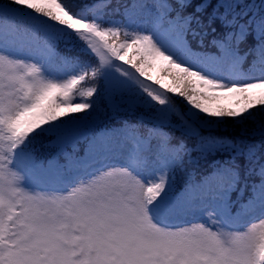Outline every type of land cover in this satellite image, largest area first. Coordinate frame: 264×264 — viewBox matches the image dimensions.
<instances>
[{
  "label": "snow or ice",
  "instance_id": "1",
  "mask_svg": "<svg viewBox=\"0 0 264 264\" xmlns=\"http://www.w3.org/2000/svg\"><path fill=\"white\" fill-rule=\"evenodd\" d=\"M175 97L264 109V0H0V264H264V135L204 137Z\"/></svg>",
  "mask_w": 264,
  "mask_h": 264
},
{
  "label": "trees",
  "instance_id": "2",
  "mask_svg": "<svg viewBox=\"0 0 264 264\" xmlns=\"http://www.w3.org/2000/svg\"><path fill=\"white\" fill-rule=\"evenodd\" d=\"M192 43V47L196 48V40L189 37ZM131 56V53H130ZM135 62V61H134ZM166 71L163 75H169V87H175V83L171 78L172 75L175 74L176 69L172 68L170 65L167 67ZM145 71L151 76V69L145 65ZM155 80H159V76L155 78ZM103 88V85H102ZM129 94L135 95L136 90L134 86L130 88ZM167 95H171L170 93H166ZM176 100V106L180 109L181 113L185 115V119H187L192 125H195L199 128V131L204 137H227L231 140H256L258 142L261 135H264L261 131L253 130L254 125H264V109L253 110L251 114H245L244 117L237 118L236 121H233L230 118H225L223 123H218L214 118L206 117L202 113L196 112L194 109H189L183 101L179 100V97L174 98ZM238 96L235 94L234 97L228 96L219 101L217 97L215 99L207 101V103L213 108H235L238 102ZM83 116L84 114H79ZM135 114L132 112H123L121 111L118 115L112 116L108 120V125L110 128H119L125 119L134 118ZM254 116V119L250 118ZM72 118L66 117L65 120H71ZM71 127V125H69ZM175 139L178 141L179 139H185V142L189 147L194 146L198 141L196 137H189L186 135H182L180 129H175L173 132ZM207 144V141H205ZM193 155H197L193 153ZM230 157V153L227 150H222L220 148H216L214 145H208V151L206 156L202 157L200 160V165L202 168H206L210 170V166L215 161H224L228 160ZM242 159V158H240ZM239 162V159H238Z\"/></svg>",
  "mask_w": 264,
  "mask_h": 264
},
{
  "label": "rangeland",
  "instance_id": "3",
  "mask_svg": "<svg viewBox=\"0 0 264 264\" xmlns=\"http://www.w3.org/2000/svg\"><path fill=\"white\" fill-rule=\"evenodd\" d=\"M117 63H122V62H117ZM146 66H148L151 69V77H152V85L153 87H159V85H157L155 83V78H157L159 76V81L161 84H167L169 83V75L166 76L163 75V73L165 72V70L167 69V67L169 66V64L163 60H160L158 58H148L147 64ZM124 67H128L127 65H124ZM134 71V69H133ZM145 79V82L148 83L147 78H143ZM214 96L217 97L220 100H222L223 98H226L228 96L234 97L235 93H230V92H226V91H218L214 93ZM194 127L198 128L197 126L193 125ZM50 178H56L55 176H50Z\"/></svg>",
  "mask_w": 264,
  "mask_h": 264
}]
</instances>
